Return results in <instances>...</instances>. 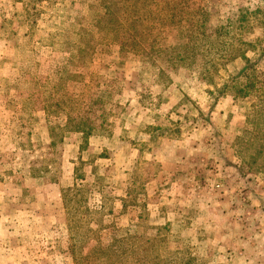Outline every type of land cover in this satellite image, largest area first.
<instances>
[{
    "label": "rangeland",
    "instance_id": "rangeland-1",
    "mask_svg": "<svg viewBox=\"0 0 264 264\" xmlns=\"http://www.w3.org/2000/svg\"><path fill=\"white\" fill-rule=\"evenodd\" d=\"M180 6L0 0V264H264V0Z\"/></svg>",
    "mask_w": 264,
    "mask_h": 264
},
{
    "label": "trees",
    "instance_id": "trees-1",
    "mask_svg": "<svg viewBox=\"0 0 264 264\" xmlns=\"http://www.w3.org/2000/svg\"><path fill=\"white\" fill-rule=\"evenodd\" d=\"M140 6L147 11V16L144 20L142 30L140 35L147 36V42L151 41L152 45L156 44V42L161 41V37H155L157 33L160 32H168V33H175V38L173 45H166L165 51L168 50H184V52H189L191 50H194L193 46H188L185 43V40L187 38L193 39L194 44L200 43L205 41L207 38L208 40H213L215 38L220 37L222 34V27H218L213 33L209 34L207 33V29L205 27V20H204V13H206L205 9L196 8V9H185L180 8V3H183L184 0H137ZM253 14V13H249ZM247 16L240 15L236 18L237 22H242L245 20ZM123 28V27H121ZM182 33L184 34V37L181 36ZM125 38L127 41H133L137 38L133 37L130 32L127 31L125 33ZM151 36L152 39L150 38ZM183 38V40H182ZM166 42V40H165ZM183 53L176 54L177 61L184 60L186 57H194L193 54L184 55ZM173 59V58H172ZM252 87V86H250ZM239 92V89L237 90ZM256 106V104H255ZM262 106L264 107V101ZM121 240H118L119 242ZM148 241V240H147ZM115 250H112V254H110V257L113 255ZM127 264H131V262H128ZM139 264H143L140 263ZM147 264H150L149 262Z\"/></svg>",
    "mask_w": 264,
    "mask_h": 264
}]
</instances>
